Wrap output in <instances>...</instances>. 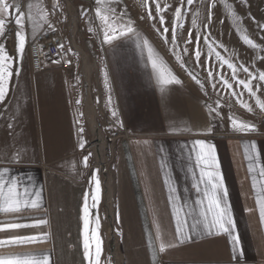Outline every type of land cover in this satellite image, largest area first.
<instances>
[{
  "label": "crops",
  "instance_id": "1",
  "mask_svg": "<svg viewBox=\"0 0 264 264\" xmlns=\"http://www.w3.org/2000/svg\"><path fill=\"white\" fill-rule=\"evenodd\" d=\"M66 2L71 20L69 37L57 32L40 34L39 27L35 29L36 40L55 35V40L65 47L62 53L68 54L71 63L79 57L81 65L50 62L40 74H33L31 66L24 65L21 74L10 80L5 99L0 102V171L8 168L11 176L25 179L31 192H41L38 208L18 214L0 213V223L30 225L0 232V238L42 237L38 243L0 249V254L21 257L29 253L50 254L51 264H88L84 258L81 219L84 196L88 193L90 230H96V217H99L100 263L103 248L107 250L106 230L112 225L123 264H264V224L260 222L255 202L256 193L261 190L259 168L264 167V132L245 138L244 133L215 128L209 117L212 114L209 109L214 105L213 89L207 91L210 103L205 106L201 100L202 88L160 84L163 101H159L152 80L127 78L116 82L112 78L105 84L108 93L100 99L99 91L104 93V90L99 66L94 54L83 45L85 42L79 41L81 47L76 46L72 36L77 32V13L73 12L71 2ZM8 42L13 51V38ZM69 48L77 55L69 54ZM91 59L95 63L90 65L92 71L87 67L92 64ZM174 98L179 100H169ZM153 100H157L159 109L157 114L150 115L146 108ZM90 117H94L104 138H111L114 128L121 135L114 142L115 158L109 174L111 189L107 188L106 193L97 166L99 157L92 149L96 137ZM197 140L215 147L235 221V234L240 241L242 255L238 258H233L227 234H207L198 229L191 233V240L185 239L183 243L176 237L173 207L186 203L196 208L195 201L203 199L202 191L194 187L199 184L200 175L193 150ZM254 140L258 141L259 160L253 158L255 171L250 174L244 148ZM17 152L18 163L14 160ZM85 156L87 167L83 163ZM94 173L102 188L98 208H92ZM253 176L258 182L255 189ZM107 193H112V221L106 206ZM41 220L45 223H40ZM191 223L189 217L188 224ZM157 226L162 240L175 245L163 253L156 240ZM184 231L186 235L189 233L188 228ZM94 246L95 240H91L93 257Z\"/></svg>",
  "mask_w": 264,
  "mask_h": 264
},
{
  "label": "rangeland",
  "instance_id": "2",
  "mask_svg": "<svg viewBox=\"0 0 264 264\" xmlns=\"http://www.w3.org/2000/svg\"><path fill=\"white\" fill-rule=\"evenodd\" d=\"M66 1L71 2L73 12L77 13V32L75 37L72 36L76 46L81 47L79 41L81 44L85 42L83 45L86 44L88 49L94 54L99 66L102 81L101 88L104 90V93L99 91L98 97L100 99L104 94L108 93L105 84L111 81L112 78L116 82L127 78H145L152 80V84H156L157 92L155 94L158 95L156 99L163 101L160 96L161 87L158 86L160 84L157 81V75L148 61L147 49L142 46L143 41L147 40L155 55L162 60L164 65L180 81L177 84H180L182 89L184 85H187L192 88L197 86L204 90L202 93L203 98L201 99L203 100V105L206 106L210 103V95L207 91L208 89H213V109H216L219 115L216 112H212L209 117H212L215 128H223L229 133H241L232 129L231 117L255 126L256 131L244 133L245 138L255 137L264 132V111L256 103L257 99L264 102V82L258 79L259 73L264 72V28L261 27L264 26V0H194L190 6L187 5V0ZM66 1L9 0L10 3L19 5L21 11L25 14L24 33L26 36L22 58L16 52L17 41L15 33L18 29L13 21H7L5 35L0 37V44H3L8 54L13 57L12 78L21 74L24 65H30L28 45L30 41L36 40L35 29L37 31L40 27L37 31L40 34L57 32L58 35L64 34L69 37L68 27L71 20L69 18L70 10ZM157 3L163 10L160 13L165 20L163 26L159 23L160 16L156 12ZM182 3L183 7H181ZM177 7H181L183 20L182 26L177 24L176 41L173 43L172 28ZM149 10L154 19L148 18ZM98 12L99 15L97 14ZM75 13H73V16H75ZM12 15L14 17L15 12ZM101 17H104V19ZM194 20L195 24H193ZM128 22H131L134 32L127 35H119L120 28ZM163 27L169 29L167 40H165L163 34ZM113 30L116 31L117 38L110 43L105 42V32L107 31L111 34ZM189 32H191L192 42L186 43L189 39ZM244 36H247L257 47L254 48L245 43L243 40ZM197 37L200 38L198 44L200 52L199 62L195 59ZM11 38H13L14 42L13 51L8 42ZM54 38H56L55 35ZM217 52L220 53L224 60H228L236 66L238 79L245 81L249 79L248 73L242 70L241 65L247 67L249 72L257 77L251 81L253 91L256 93L255 96H250L242 86L236 84L232 79V70L226 64L221 66L220 61L216 59ZM68 53L73 56L77 55L72 48H69ZM66 55L68 54L61 52L60 58L53 61V63L81 65L79 57L75 58L72 61L73 63H71ZM91 60L92 65H95L94 60ZM209 71L212 72L211 78L208 75ZM221 76L231 85V89L221 82ZM213 85H215V88H213ZM169 88L174 89L173 87ZM257 88H259L258 91ZM232 90L236 92L235 96L232 95ZM157 100H153L146 108L148 114H157L159 109ZM241 101L249 105L252 111L249 112L242 107ZM217 102H219V107H217ZM103 119H100L101 124ZM107 141L105 138V149L103 152L108 163L110 157L106 155L109 147ZM254 142L255 144L258 143L257 140H254ZM92 148L96 155L98 154V164H101L100 153L95 146V142ZM109 177L108 175L107 180ZM106 188H108V185ZM100 209L98 213H100ZM101 214L104 215V208L101 210ZM112 231L115 235V231ZM107 233L110 235V228L106 230V245L107 250L110 252L107 244ZM103 234H105V230ZM107 250L103 248L100 264H115L113 256Z\"/></svg>",
  "mask_w": 264,
  "mask_h": 264
},
{
  "label": "snow or ice",
  "instance_id": "3",
  "mask_svg": "<svg viewBox=\"0 0 264 264\" xmlns=\"http://www.w3.org/2000/svg\"><path fill=\"white\" fill-rule=\"evenodd\" d=\"M194 0H187V5H192ZM214 6V5H213ZM183 7V3L181 5ZM181 7L175 9V22L173 24L172 33H173V43L176 41V27L177 24L182 26L183 13ZM114 11V10H113ZM160 5L156 4V12L160 16L159 23L161 26L165 24V20L162 13ZM15 12L13 17L12 13ZM99 15V12L97 13ZM104 19V17H101ZM148 18L154 19L151 14V11L148 12ZM211 19V17H209ZM24 20L25 14L21 11L19 5L15 3H10L9 0H0V37L5 35L6 23L7 21H13L17 26L18 31L15 33L17 48L16 52L22 58V54L25 48L26 36L24 33ZM195 24V20L193 21ZM264 28V26H261ZM169 29L163 27V34L165 40H167V33ZM134 32V27L131 22L124 24L119 30V35H127ZM116 31L113 30L111 34L105 32V42H111L116 39ZM139 39V37H137ZM199 37H197V50L195 52V59L199 62L200 52L198 49ZM243 40L248 45L252 47H257L253 42L247 37L244 36ZM191 32H189V39L186 43H191ZM143 48L147 49L148 61L151 64L153 71L157 75V81L161 85H167L171 83H180V81L171 73V71L164 65L162 60L155 55L153 49L148 44L147 40L143 41ZM63 48V45L59 46ZM211 51V48H210ZM216 59L220 61L221 66L227 65L229 69L232 70V79L236 82L238 86H242L245 91L248 92L250 96H255L256 93L253 91L251 81L256 79L251 72H249L247 67L241 65L242 70L245 73H248L249 79L247 81L240 80L237 78V68L236 66L228 60H224L220 53H216ZM12 61L13 57L8 54L6 48L3 44H0V102H3L8 91V84L12 78ZM18 75V73H17ZM209 77H212V72H208ZM195 79V77H193ZM258 79L261 82H264V72H260ZM221 82L229 89L231 85L228 84L226 80L221 76ZM199 83V81H197ZM202 87V85H201ZM215 88V85H213ZM259 88H257V91ZM232 95L235 96L236 92L232 90ZM242 95V93H241ZM79 103V101L77 102ZM258 107L264 111V102H261L259 99L256 101ZM241 106L244 107L247 111L251 112L252 108L241 101ZM217 107H219V102H217ZM210 112H216L219 115V112L216 109H209ZM115 116V112H113ZM231 126L234 131L247 133L254 132L256 128L250 123H245L243 121H238L230 117ZM11 127V126H9ZM83 132V129H80ZM208 133L212 130L209 128ZM81 148H83V142H81ZM195 151V162L200 169L199 175V184H203V189L200 188L199 184L194 185L198 192L202 191L203 199H197L195 201L196 208L188 206L186 203H181L176 205L172 209L173 218L175 220V232L176 237L183 243L185 239L191 240V233L196 232L198 229H202L207 234L222 235L227 234L230 238L232 246V255L233 258H238L242 255L240 250V241L238 235L235 234V221L232 213L231 206L228 203V193L225 187L222 174L219 170V164L217 162L215 147L211 144L206 143L203 140L194 141ZM245 158L249 161V173L255 171V167L252 164V160L255 157L259 160V154L257 153V145L255 142H251L244 148ZM20 154L17 152L16 157L14 158L15 162H19ZM88 157L85 156L83 163L87 167ZM97 172L99 170H96ZM259 176L261 178V190L256 193V205L259 210V219L261 224H264V167L259 168ZM30 179V178H29ZM92 180L95 182L94 190L91 193L92 199V208H98L99 202L102 197V188L98 176L94 173ZM257 180L253 176L252 178V187L255 189L257 186ZM176 190L173 189V192ZM89 194L85 193L84 196V205L82 207V221H83V249H84V258L88 261V264H100V255H101V245L102 240L98 235L99 229V217H96V230H90V215L91 211L88 205ZM180 199V197H176ZM41 202V192H31L28 184L25 179L18 176H11L10 170L4 168L0 171V213L4 214H18L23 212L25 209H36L40 206ZM170 204L173 202L170 198ZM187 209V210H186ZM198 209V211H197ZM251 211V210H249ZM192 217V223L188 224V218ZM40 223H45L41 220ZM30 225L19 222L11 223H0V232H5L8 230H16L21 228L29 227ZM185 228L189 229V233L185 234ZM42 240V237L36 235H12L4 238H0V249H3L8 246H22L33 243H38ZM91 240H95V256L92 255V250L90 248ZM156 240L159 242V251L163 253L166 248L174 247L172 243H165L160 235L159 227L157 226V235ZM151 244V242H150ZM0 264H51L50 254L36 255V254H26L24 256L12 255V254H0Z\"/></svg>",
  "mask_w": 264,
  "mask_h": 264
},
{
  "label": "built area",
  "instance_id": "4",
  "mask_svg": "<svg viewBox=\"0 0 264 264\" xmlns=\"http://www.w3.org/2000/svg\"><path fill=\"white\" fill-rule=\"evenodd\" d=\"M70 31L72 32L71 28ZM60 42L55 40L54 35H47L46 37L39 38L28 46L29 61L31 66V71L33 74H40L45 72V64L55 61L59 58L60 53L65 51V47L60 48ZM114 135L111 138H106L108 148L106 155H109L110 159L107 163L104 157V160L101 164H98L100 174L104 180V190L106 193V187L108 185L107 177L110 174L111 164L115 158L114 153V142L116 139L120 138V132L118 129L114 128ZM93 149V148H92ZM105 155V156H106Z\"/></svg>",
  "mask_w": 264,
  "mask_h": 264
},
{
  "label": "bare ground",
  "instance_id": "5",
  "mask_svg": "<svg viewBox=\"0 0 264 264\" xmlns=\"http://www.w3.org/2000/svg\"><path fill=\"white\" fill-rule=\"evenodd\" d=\"M88 65H87V67L89 68L90 71H92L93 70V66H90L92 64H88ZM89 105H90V103H89ZM89 121H90L91 127L93 129L94 135L96 137L95 146H96L97 150L100 153V163H102L103 160H104V152H103V150L105 149V147H104L105 146L104 145L105 138L100 134L99 129H98L99 126L96 124L94 117H90ZM107 182H108V188L111 189V178L110 177L108 178ZM106 200H107V203H106L107 211L111 215L110 218H111V221H112L113 220V210H112V206H111L112 193H109V194L107 193L106 194ZM109 227H110V235L108 233L109 250H110L111 246L113 247V251L110 250V253L113 254V258H114V263L115 264H123L122 254H121V252L119 250V247H118V244H117V238L113 234L112 225H110Z\"/></svg>",
  "mask_w": 264,
  "mask_h": 264
},
{
  "label": "water",
  "instance_id": "6",
  "mask_svg": "<svg viewBox=\"0 0 264 264\" xmlns=\"http://www.w3.org/2000/svg\"><path fill=\"white\" fill-rule=\"evenodd\" d=\"M113 230H114V229H113ZM110 250L113 251V247H112V246H111Z\"/></svg>",
  "mask_w": 264,
  "mask_h": 264
}]
</instances>
